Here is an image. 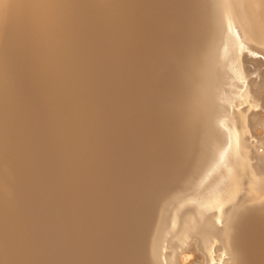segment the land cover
Returning a JSON list of instances; mask_svg holds the SVG:
<instances>
[{
	"label": "bare ground",
	"instance_id": "6f19581e",
	"mask_svg": "<svg viewBox=\"0 0 264 264\" xmlns=\"http://www.w3.org/2000/svg\"><path fill=\"white\" fill-rule=\"evenodd\" d=\"M260 190L264 0H0V264H264Z\"/></svg>",
	"mask_w": 264,
	"mask_h": 264
},
{
	"label": "rangeland",
	"instance_id": "374dc122",
	"mask_svg": "<svg viewBox=\"0 0 264 264\" xmlns=\"http://www.w3.org/2000/svg\"><path fill=\"white\" fill-rule=\"evenodd\" d=\"M217 29V28H216ZM198 63L200 64V65H203V66H205V65H209V66H212V67H215L216 65H219V63L218 62H212V61H210L209 59H207V58H202V59H198ZM205 64V65H204ZM181 82V81H180ZM179 82V83H180ZM180 85H181V83H180ZM261 131V132H260ZM262 131L263 130H261V129H258L257 130V132L258 133H262ZM246 135H250V130H248V133L246 134ZM245 173V169H244V167H242V171L239 173V176H241V175H243ZM235 178V173H231V174H227V176L225 177V179H224V182L226 183V182H228V181H230V179L231 178ZM215 188V187H214ZM250 189H252V187H249ZM221 193H224V192H220V194ZM255 193V192H254ZM256 194H257V196L256 197H254L253 199H250V200H246L244 203H242L236 210H235V212L233 213V215L232 216H234L236 213H239L240 211H241V209L243 208V206H246V205H249L250 203H252V204H250V207L251 206H254V205H256V204H258L259 202H262V201H264V190L262 191V190H260V191H258V192H256ZM250 201H252V202H250ZM246 204V205H245ZM192 245L194 246V243H192ZM182 251V250H181ZM181 251L178 253V254H180L181 253ZM228 255V254H227ZM228 257H229V260H231L232 261V264H233V262H235V260L233 259V257H232V255H228ZM179 259V262L181 263V264H197V260H196V258H195V251H191V250H188V251H185L184 253H182V254H180L179 255V257H178ZM172 264H177V263H175V260H174V262L172 263Z\"/></svg>",
	"mask_w": 264,
	"mask_h": 264
},
{
	"label": "water",
	"instance_id": "95a60500",
	"mask_svg": "<svg viewBox=\"0 0 264 264\" xmlns=\"http://www.w3.org/2000/svg\"><path fill=\"white\" fill-rule=\"evenodd\" d=\"M247 224L248 223V225L250 226V217L249 216H247L246 218H245V216L243 215V214H241V216H238L237 218H236V221L234 222V224H232L231 225V227H230V236H231V240L233 241V244H234V246H235V244H236V241H237V237H238V231H237V228H236V226H237V224H238V226L240 225V224ZM244 230H246L245 232H242L243 234H245V235H243V237L245 238V239H248V240H250V238H249V236H247L246 235V233L248 232L247 231V226H245L244 227V229L243 230H241V231H244ZM152 238H153V234H152V236L150 237V239H148V241H149V249H150V247L152 246V243H151V241H152ZM247 241V240H246ZM154 248V247H153ZM136 252V251H135ZM155 261H156V263L157 264H159L160 262L156 259V251H155ZM233 264H235V262H233Z\"/></svg>",
	"mask_w": 264,
	"mask_h": 264
},
{
	"label": "snow or ice",
	"instance_id": "6c2138e0",
	"mask_svg": "<svg viewBox=\"0 0 264 264\" xmlns=\"http://www.w3.org/2000/svg\"><path fill=\"white\" fill-rule=\"evenodd\" d=\"M241 49H243V45H240Z\"/></svg>",
	"mask_w": 264,
	"mask_h": 264
}]
</instances>
